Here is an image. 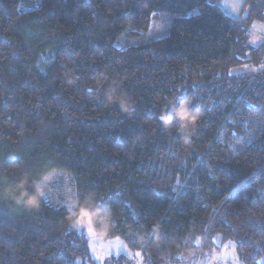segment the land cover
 <instances>
[{
    "label": "trees",
    "instance_id": "1",
    "mask_svg": "<svg viewBox=\"0 0 264 264\" xmlns=\"http://www.w3.org/2000/svg\"><path fill=\"white\" fill-rule=\"evenodd\" d=\"M217 2L0 0V264H96L76 208L143 264H264V0Z\"/></svg>",
    "mask_w": 264,
    "mask_h": 264
},
{
    "label": "rangeland",
    "instance_id": "2",
    "mask_svg": "<svg viewBox=\"0 0 264 264\" xmlns=\"http://www.w3.org/2000/svg\"><path fill=\"white\" fill-rule=\"evenodd\" d=\"M218 6L226 13L234 17L235 19H243L247 16V7L245 6V0H218ZM251 38L250 44L254 47L264 42V23L253 22L250 26ZM61 176L59 174H53L47 178L46 183H55ZM65 182L67 178L61 177ZM68 183V182H67ZM83 221V232L88 239V248L91 256L93 257L96 264H105V261L111 257H118L124 255L132 259V264H143L142 258L139 254L132 252L125 243L119 238L111 240H103L96 236L91 223L87 215H82ZM214 260L215 264H239L236 259L234 247L230 244L224 246L217 254ZM211 262L210 260H208Z\"/></svg>",
    "mask_w": 264,
    "mask_h": 264
},
{
    "label": "clouds",
    "instance_id": "3",
    "mask_svg": "<svg viewBox=\"0 0 264 264\" xmlns=\"http://www.w3.org/2000/svg\"><path fill=\"white\" fill-rule=\"evenodd\" d=\"M120 107L123 111L128 110V105L126 102H121ZM189 111H191L190 106H189ZM174 117H170L167 114H161L159 119L162 122H170L171 119ZM32 191H29L28 188H25L22 192H20L15 198L14 201L16 204L21 205L24 207L26 210H39L42 204V200L44 196L47 194L46 191L42 186L39 185V183H33L31 185ZM102 210V209H101ZM67 211V208H66ZM75 211L78 214L82 215H88L90 214L91 210L90 209H80L76 208ZM84 226L81 225V228Z\"/></svg>",
    "mask_w": 264,
    "mask_h": 264
}]
</instances>
